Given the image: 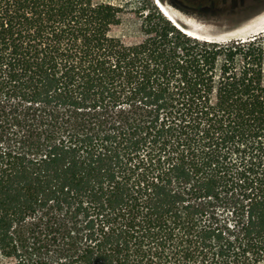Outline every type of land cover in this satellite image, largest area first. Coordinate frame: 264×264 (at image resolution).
Segmentation results:
<instances>
[{
	"label": "trees",
	"instance_id": "16d2710c",
	"mask_svg": "<svg viewBox=\"0 0 264 264\" xmlns=\"http://www.w3.org/2000/svg\"><path fill=\"white\" fill-rule=\"evenodd\" d=\"M146 1L0 0V264H264V30Z\"/></svg>",
	"mask_w": 264,
	"mask_h": 264
},
{
	"label": "rangeland",
	"instance_id": "374dc122",
	"mask_svg": "<svg viewBox=\"0 0 264 264\" xmlns=\"http://www.w3.org/2000/svg\"><path fill=\"white\" fill-rule=\"evenodd\" d=\"M122 4L124 11L113 17L114 33L136 40L141 35L143 18L136 13L138 5L146 0H91ZM160 0L154 3L165 15L176 19L179 25L204 38L227 40L247 37L264 30V0ZM160 3V4H159ZM168 12V13H167ZM167 16V17H168ZM173 16V17H171Z\"/></svg>",
	"mask_w": 264,
	"mask_h": 264
},
{
	"label": "bare ground",
	"instance_id": "6f19581e",
	"mask_svg": "<svg viewBox=\"0 0 264 264\" xmlns=\"http://www.w3.org/2000/svg\"><path fill=\"white\" fill-rule=\"evenodd\" d=\"M162 4H161V6L163 7V9H165V11H168L169 12V10H167V8H165V6H164V4H163V2L162 1H160ZM160 4V3H159ZM167 12V13H168ZM170 13V12H169ZM171 14V13H170ZM171 17H173V16H171Z\"/></svg>",
	"mask_w": 264,
	"mask_h": 264
},
{
	"label": "water",
	"instance_id": "95a60500",
	"mask_svg": "<svg viewBox=\"0 0 264 264\" xmlns=\"http://www.w3.org/2000/svg\"><path fill=\"white\" fill-rule=\"evenodd\" d=\"M161 1V0H160ZM165 12V11H164ZM171 20H173L174 22H176V24H179V22L176 20V19H172L171 18Z\"/></svg>",
	"mask_w": 264,
	"mask_h": 264
}]
</instances>
